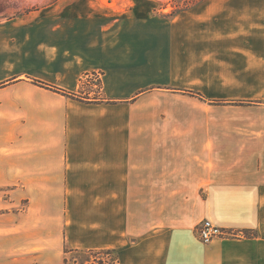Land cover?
<instances>
[{"label":"crops","instance_id":"1","mask_svg":"<svg viewBox=\"0 0 264 264\" xmlns=\"http://www.w3.org/2000/svg\"><path fill=\"white\" fill-rule=\"evenodd\" d=\"M129 2L55 0L34 30L0 31V264H64L66 249L264 264V126L219 127L150 89L166 85L155 53L176 51ZM205 219L254 236L203 245Z\"/></svg>","mask_w":264,"mask_h":264},{"label":"rangeland","instance_id":"2","mask_svg":"<svg viewBox=\"0 0 264 264\" xmlns=\"http://www.w3.org/2000/svg\"><path fill=\"white\" fill-rule=\"evenodd\" d=\"M114 1L115 7L122 0ZM128 1L142 5L140 30L159 34L155 49L161 51L167 42L169 52L176 51L155 53V78L166 85L150 89L184 96L186 111L211 112L219 127L264 126V0ZM54 2L0 0V31L34 30L35 12ZM121 29L129 28L123 23ZM164 36L169 38L161 39ZM89 79L100 89L99 75ZM84 88L94 89L87 84ZM233 232L230 239L244 238ZM68 259L84 264L90 258L70 253Z\"/></svg>","mask_w":264,"mask_h":264},{"label":"trees","instance_id":"3","mask_svg":"<svg viewBox=\"0 0 264 264\" xmlns=\"http://www.w3.org/2000/svg\"><path fill=\"white\" fill-rule=\"evenodd\" d=\"M244 237H253L254 234L248 230L241 231ZM70 253H81L88 256L90 259L86 260L84 264H119V259L117 255L111 250H65V260L64 264H70L68 259V254ZM114 254L116 256H114ZM114 256V257H113ZM74 264H78L74 261Z\"/></svg>","mask_w":264,"mask_h":264},{"label":"built area","instance_id":"4","mask_svg":"<svg viewBox=\"0 0 264 264\" xmlns=\"http://www.w3.org/2000/svg\"><path fill=\"white\" fill-rule=\"evenodd\" d=\"M196 235L203 245H209L216 240L234 236L233 231L226 230L211 220L205 219L196 227Z\"/></svg>","mask_w":264,"mask_h":264}]
</instances>
